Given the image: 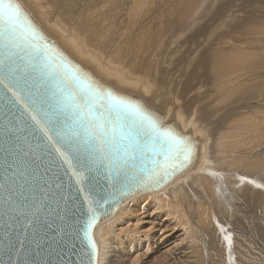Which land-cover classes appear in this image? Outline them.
Returning a JSON list of instances; mask_svg holds the SVG:
<instances>
[{
	"label": "bare ground",
	"instance_id": "6f19581e",
	"mask_svg": "<svg viewBox=\"0 0 264 264\" xmlns=\"http://www.w3.org/2000/svg\"><path fill=\"white\" fill-rule=\"evenodd\" d=\"M62 1L68 25L61 29L33 13L36 0L18 3L23 19L84 74L192 140L183 173L134 195L94 226L96 264H204V256L224 264L227 249L246 253L248 235L250 242L264 236V0H231L229 7L239 9L220 20L224 0H195L191 9L189 0V18L169 14L190 35L178 32L180 25L166 29L167 37L159 28L162 44L168 41L162 57L157 33L146 32L154 0ZM138 26L145 27L142 42L131 45L127 31ZM102 50L108 55L101 60Z\"/></svg>",
	"mask_w": 264,
	"mask_h": 264
},
{
	"label": "water",
	"instance_id": "95a60500",
	"mask_svg": "<svg viewBox=\"0 0 264 264\" xmlns=\"http://www.w3.org/2000/svg\"><path fill=\"white\" fill-rule=\"evenodd\" d=\"M20 25L26 27V20L22 18ZM29 41L39 51L29 48L20 61L0 45V61L13 68L19 64L25 70L32 62L43 65L47 61L61 75L78 76L80 87L92 82L138 106L160 133H170L181 141L172 145L167 165L159 157L161 166L151 177L147 172L154 167L151 159L139 156L134 167L119 174L106 163L85 166L71 159L66 163L55 151V141L42 138L23 101L17 103L18 97L0 85V264H96L94 226L134 195L156 191L183 173L192 156V140L170 124H162L141 102L111 91L84 74L47 37L36 32L35 40L29 36ZM58 83L59 77L53 80L46 76L37 87L51 89ZM156 148L159 150L158 145Z\"/></svg>",
	"mask_w": 264,
	"mask_h": 264
},
{
	"label": "snow or ice",
	"instance_id": "6c2138e0",
	"mask_svg": "<svg viewBox=\"0 0 264 264\" xmlns=\"http://www.w3.org/2000/svg\"><path fill=\"white\" fill-rule=\"evenodd\" d=\"M25 16L18 0H0V45L20 61L24 59L22 53L26 54L29 48L39 51L29 41V36L32 40L36 38L30 20L26 27L20 25ZM46 76L53 80L59 77V83L54 88L41 90L37 82ZM79 83L78 76L61 75L47 61L43 65L32 62L26 70L19 64L13 68L0 61V85L18 97L17 103L23 101L42 138L55 141L53 147L66 163L69 159L85 166L106 163L119 174L134 167L139 156L143 160L151 159L154 167L147 169L150 177L161 166L159 157L168 164L172 145L181 141L170 133H160L138 106L106 93L92 82L83 87Z\"/></svg>",
	"mask_w": 264,
	"mask_h": 264
},
{
	"label": "rangeland",
	"instance_id": "374dc122",
	"mask_svg": "<svg viewBox=\"0 0 264 264\" xmlns=\"http://www.w3.org/2000/svg\"><path fill=\"white\" fill-rule=\"evenodd\" d=\"M128 1H133V0H128ZM191 2L190 3H192L193 1L195 2V0H190ZM228 2H226V3H229L228 5L225 3V0H224V2L223 3H221L220 5V8L221 7H223V10L224 11H222L221 12V14H223L220 18H218L219 20L220 19H222L223 18V16H225L226 14L227 15H230L232 12H234V10L236 9V8H238L239 9V7H236V4L238 5H240V4H243L244 2V0H238V2H236L237 0H235L234 2H236V4H233V6L234 7H229V5H231V3L232 2H229V1H231V0H227ZM240 1V2H239ZM157 2V3H156ZM64 2L62 1V0H55V1H53V0H36V2H35V4H34V6L32 7V11H33V13H36V12H38L39 14H40V17L41 18H43L44 19V21H45V23H51L52 25H54L55 27H58V28H56V29H61V28H63V27H65L66 25H68V24H66V21H67V19H65L64 17H62L64 14L62 13L63 11H64V7L62 6V4H63ZM128 3V2H127ZM152 3H154L156 6H158V7H156L155 5V7H153V10H150L149 12H153V15L151 14L150 15V17L151 18H149L150 19V21L147 23L148 24V28L149 29H147L146 30V32H149L150 31V34H152V32L154 33V30H155V33H157V35L158 36H156V37H158V39L160 38V37H162L161 36V34H165V36L167 37V35H168V31L167 30H169V29H171V28H176L177 26H179L178 25V23L179 22H181V20L182 19H178V17L180 18V15L181 14H183V12H184V14H183V17H187L185 14H187L188 12H189V10L193 7V5H194V3H192V4H190L189 3V0H154ZM175 3V4H174ZM178 3H180L179 4V6H178ZM183 3V4H182ZM187 3V4H186ZM41 4V5H40ZM181 4L184 6V8L181 6ZM191 5V7H190V5ZM227 5V7H229V8H227V9H225L224 8V5ZM166 5H167V7H166ZM223 5V6H222ZM171 6V7H170ZM185 6H186V8H185ZM59 7V8H58ZM181 7V8H180ZM188 7H190V9H188ZM48 8V9H47ZM178 8V9H177ZM62 9H63V11H62ZM154 9H155V11H154ZM157 9V10H156ZM181 9V10H180ZM187 9V11H186V13H185V10ZM175 10V11H174ZM221 10H222V8H221ZM181 11H182V13H181ZM230 11V12H229ZM161 12V13H160ZM169 12H171V14H174V13H176V14H174L175 16H178L177 18L173 15H171V14H169ZM173 12V13H172ZM177 12H178V14H180V15H178L177 14ZM54 13V14H53ZM72 13H74L73 11L71 12V14ZM229 13V14H228ZM171 15V16H169L168 17V15ZM35 15V14H34ZM55 15V16H54ZM156 15V16H155ZM167 15V16H166ZM232 15V14H231ZM56 17V18H55ZM154 17V18H153ZM168 17V18H167ZM175 18V20H172V18ZM182 17V15H181V18H183ZM205 17V15L203 14V18ZM159 18H161V20L159 19ZM166 20H165V19ZM173 18V19H174ZM187 18H189V16L187 17ZM203 18H201V20H203ZM57 19V20H56ZM159 19V20H158ZM169 19V20H168ZM178 19V20H177ZM165 20V21H164ZM176 20L177 21H179V22H177L176 23ZM157 21H159V22H157ZM160 21H161V24H160ZM163 21V22H162ZM174 23H173V22ZM187 21V19H185V22ZM59 22V23H58ZM164 22L165 23H168V26L169 27H165V24H164ZM158 23V24H157ZM162 23H163V25H162ZM173 23V24H172ZM176 23V24H175ZM146 24V25H147ZM176 26H175V25ZM159 25V26H158ZM170 25H174L173 27L172 26H170ZM156 26H158V31H157V28H156ZM162 26H164V28H162ZM187 25H184V24H182V25H180V29L178 30V32L182 29L183 30V32L185 31V33H186V35L188 36V35H190L189 33V31H188V29H187V27H186ZM171 27V28H170ZM144 28L145 27H141V26H138V27H135L134 29H130V31H127V34H129V38H128V41H129V43H132L131 45H134V44H136V42H137V40L138 41H140V42H142V39H141V37H140V35H141V31L142 30H144ZM159 28H161V30L163 31V32H165V33H161L162 31L159 29ZM185 28H186V30H185ZM152 29V30H151ZM167 29V30H166ZM63 30V29H62ZM164 30H166V31H164ZM200 30V29H199ZM116 31V30H115ZM157 31V32H156ZM201 32H202V30H200ZM161 33V34H160ZM76 35V34H75ZM201 35H202V37H204L205 36V34L204 33H201ZM76 37H81V35H76ZM177 37H179V36H177ZM176 37V38H177ZM202 37H199V38H197L196 40H190V39H188L190 42L187 44V48H189L192 44H193V42H197V41H199ZM175 38V39H176ZM187 38H189V37H187ZM82 39H83V37H82ZM111 39H112V37H111ZM110 39V40H111ZM157 39V38H156ZM155 39V40H156ZM158 39H157V42L159 43V46H163L164 44H167L168 45V41H163V43L164 44H162V39H159V41H158ZM206 39V38H205ZM174 40V39H173ZM75 41V40H74ZM207 42V41H206ZM206 42H203L202 43V46L200 47L201 49H200V51L202 50V49H204V46H205V44H206ZM158 43H157V45H158ZM161 44V45H160ZM166 46V45H165ZM185 46V45H184ZM164 47H162V49H163ZM181 48H183V47H181ZM101 49V48H100ZM165 50V48L162 50V51H160V55H161V57L163 56V54H164V51ZM194 51V45H193V47L191 48V52H190V56L192 57V55H193V51ZM100 51V50H99ZM104 50H102L101 51V56H99V58L102 60L106 55H108L107 53H105V51L103 52ZM164 51V52H163ZM156 52V51H155ZM98 53V52H97ZM105 53V54H104ZM162 53V54H161ZM166 55H167V53H165ZM192 54V55H191ZM166 55H165V57H166ZM189 55H187L188 57H190ZM158 56H159V54H158ZM103 57V58H102ZM187 57V58H188ZM160 60H161V58H159V60H157L156 61V64L157 65H159L160 66ZM165 60V59H164ZM163 60V61H164ZM158 61H159V63H158ZM162 61V62H163ZM156 65V66H157ZM205 65H206V69L207 70H209V68H208V65H207V60H205ZM157 68H158V66H157ZM177 78H178V80H180L181 79V76L179 77V76H176ZM174 80H175V77L174 76H171V77H169L168 78V83H170V85H171V87H170V89H172V85H174ZM177 89V88H176ZM180 91H183L182 89L180 90ZM176 95V94H175ZM174 96V95H173ZM161 98V97H160ZM161 100V99H160ZM178 102V101H177ZM180 102H181V100H180ZM179 103V102H178ZM189 127V126H188ZM263 229L261 230V231H263L264 230V227H262ZM243 235V234H242ZM240 238V237H239ZM238 238V239H239ZM262 238V240H260L259 239V236L258 237H255V235H252V237H251V242H250V238H249V235L247 236V238H246V240H248V242H249V244H250V247L246 250V253L240 248V249H238V250H236V252H234V253H229V249H227V252H225L224 253V255H223V263L224 264H264V236L263 237H261ZM240 240V239H239ZM232 248H233V246H231ZM230 251H231V248H230ZM205 258H202L201 260H202V262L205 264H208V262H207V257L206 256H204ZM204 260V261H203ZM220 264H221V262H220Z\"/></svg>",
	"mask_w": 264,
	"mask_h": 264
}]
</instances>
